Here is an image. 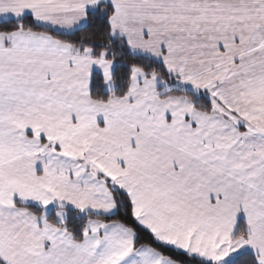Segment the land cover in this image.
I'll return each mask as SVG.
<instances>
[{
  "label": "snow or ice",
  "instance_id": "6c2138e0",
  "mask_svg": "<svg viewBox=\"0 0 264 264\" xmlns=\"http://www.w3.org/2000/svg\"><path fill=\"white\" fill-rule=\"evenodd\" d=\"M0 264H264V0H0Z\"/></svg>",
  "mask_w": 264,
  "mask_h": 264
}]
</instances>
